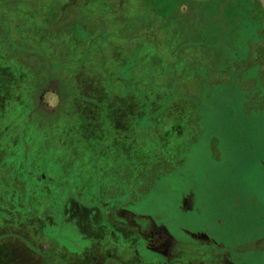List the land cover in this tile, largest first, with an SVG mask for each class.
Returning <instances> with one entry per match:
<instances>
[{"label": "rangeland", "instance_id": "374dc122", "mask_svg": "<svg viewBox=\"0 0 264 264\" xmlns=\"http://www.w3.org/2000/svg\"><path fill=\"white\" fill-rule=\"evenodd\" d=\"M109 1L75 0L67 9L69 0H0V57L17 52L20 62L27 51L31 59L24 65L53 78L38 92L24 89L14 115L9 105L0 108V132L11 127L19 133L30 121L73 143L48 148L50 158L41 163L44 151L35 143L27 159L34 168H26L24 155L11 154L0 136V264H63L59 254L74 264H96L112 254L127 264H161L147 250L146 255L133 251L135 229L115 216L124 209L170 210L175 219L168 220V229L182 224L238 242L247 261L264 264V24L261 31L260 23H244L241 42L234 45L232 78L221 73L225 59L217 50L225 37L204 12L198 19L194 8H179L192 0ZM158 4L162 14L155 11ZM187 10L193 13L189 19ZM85 25L91 26L87 32L78 27ZM72 37L101 50L100 72L104 62L114 72L104 82L110 98H103L100 87L90 93L105 104L101 108L85 106L87 96L78 93L69 73V64L86 58L80 50L70 48L63 63L52 57L53 47L64 50ZM32 66L29 72L35 73ZM172 70L176 79L169 77ZM172 89L180 96L179 107H158ZM186 98L191 105L183 111ZM93 110L103 115L98 127L66 131ZM55 153L67 161V172L54 161ZM104 173L115 192L101 202L97 194ZM64 185L67 192L55 199L57 187ZM183 193L190 200L181 210ZM112 208L117 212L110 215ZM192 225L197 227L189 229ZM26 242L38 253L53 251L51 259L32 263L28 253L21 261L18 249L27 251Z\"/></svg>", "mask_w": 264, "mask_h": 264}, {"label": "trees", "instance_id": "16d2710c", "mask_svg": "<svg viewBox=\"0 0 264 264\" xmlns=\"http://www.w3.org/2000/svg\"><path fill=\"white\" fill-rule=\"evenodd\" d=\"M95 1H98V0H95ZM74 2L75 0H69L70 5L68 3V5L66 6L67 9L69 8L72 9L73 7L72 5L74 4ZM184 5L190 6L191 9L194 8L193 12H196V17H198V19L200 16L199 13L204 12L205 17L208 19V22L214 24V27L217 33H220L221 35L225 37V46L220 49H217L219 52L218 54L222 58L225 59L224 66H223L224 69L223 71H221V73H224V74L226 73L227 77H232V78L236 77V76H233L235 74V71L232 68V66L236 62V56L233 55L235 54L234 45L236 43L241 42L239 39L241 38L240 30H242L243 26L245 25L244 24L245 22L246 23L251 22V24H252V21L254 23L256 22L260 23L261 31H262V25L264 24V10L262 8L260 1L259 0H192L188 2L184 1L183 4L179 6V8L183 7ZM155 11L156 12L160 11V13L162 14L160 4L156 5ZM192 15L193 13L189 14V11L187 10V13L184 16L189 19L190 17H192ZM70 19H72V17H70ZM101 25L103 26L105 25L104 21L101 22ZM199 26L202 27V24H200ZM78 27L84 29L85 32L91 29L90 25H85V28L81 26H78ZM258 32L260 33L259 30ZM29 42H30V39H29ZM86 43H90V41H87ZM70 48L73 50H77V51L80 50V55L82 57L84 56L86 57L85 60H83L82 62H78L76 65L69 64L68 70H69V73L73 76V78L77 82V86L79 88L78 93H80L82 97H83V93L87 96V100L84 99L85 106L89 105L91 107L101 108L105 104L100 101H96L95 94L90 96V93L93 92L97 87H100L103 90V93L101 94L103 95V98L104 99L110 98L108 94L110 90L108 87H106L104 82L109 81L112 77H114L115 76L114 72L112 71L111 68H107V65L105 62L100 72L98 68V63H97V57H98L99 51L101 53V50L85 47L84 42L82 41V38L72 37L71 41H69L67 44L64 43V50H60V48L53 47L54 51L52 53V57L55 58V60L58 57L59 60H62V63H63L66 60L68 54L70 55ZM50 51H51V48H50ZM23 54L28 58L30 57L31 59V55L27 51H25ZM12 55L13 56H11L10 58V56L6 52V55L3 54V56L0 57L1 59L0 60V108L2 109V107L5 108L6 105H9V107H11L9 112L14 111L15 103L20 104V102H18V97H20L21 92L24 89H27L33 92H36V91L38 92L42 88V86L52 78L51 76H49L47 72H44L45 70L35 72V69L32 65H29V64H27L28 66L24 65L23 61L27 60L28 58L22 57L21 61L17 62V60L15 61V59L18 56L17 52H14ZM86 61L91 64V67L89 66L87 67L86 64H84ZM31 66L35 73L31 71L29 72ZM51 66L53 67V72L56 74L57 69L55 65H51ZM172 68L173 67H171V69ZM182 73H183V68H182ZM83 75L85 76V78H83ZM169 77L170 78L173 77L174 79H176L177 75H175L172 70ZM70 80L71 82H73L72 77H70ZM64 81L66 82L67 80H64ZM122 86L126 88L125 94L127 96L130 95L129 88L126 86L125 81ZM163 96H164V101L162 100V102L158 105V107H163L165 105V107L167 108L171 107L174 110H176L177 107H179V105H177V103H180L178 101L180 99V96L178 97V92L173 93V89H172L171 92L166 93ZM145 98L147 99V101H149V103L152 102V99L150 96L148 97L145 96ZM86 103H89V104H86ZM188 103L189 101L186 98V100H184L183 102L184 109L185 108L186 109L183 111L188 110V107L191 105V103L190 104ZM62 104L65 105V102L63 101ZM11 113L14 115L13 112ZM15 114H18V112ZM47 116H49V114ZM49 117L50 119L48 120L51 121V119L53 118L52 114ZM100 117L101 115L96 113L94 110L90 112L86 111L85 113L82 114V117L77 119L78 122H77L76 128H70V129H67L66 131L71 132V129H81L82 125H85L84 129H87V128L91 129V128L98 127L99 125L97 123H99L98 121ZM85 118H88V119L86 120ZM101 118L103 119V115ZM53 133H54V130L47 129L45 127V124L40 125L39 123L37 127H35L34 123H30L29 121L23 124L19 133L16 132L15 134H13V132L11 131V127H6V128H3V130H1L0 136H2V143L5 144L2 146L6 148L8 147L12 148L10 149L11 154H23L26 168L27 167L34 168L27 159L29 156L28 152L30 151L31 147L34 146L35 143L40 145V148L37 149L38 152L41 153V151H44V156H43L44 158L42 157L43 159L38 160L39 163L50 158L49 156H47L51 154L49 153L50 151L48 150V148L53 147V149H57V144H59L60 142L62 143L61 145L63 146H67V147L70 146V144L68 145V142L70 141L66 139V142L67 141L68 142L65 143V141H62L63 140L62 138L56 139V133H55V136ZM67 133L68 132H66L65 134ZM70 143L71 145L73 144L72 142ZM55 156H57V159L54 158V161L57 163L61 162V170L63 168L65 172H67V168L69 169L67 161H61L62 159L58 157V153H55L53 157ZM20 166H23V164L21 163ZM40 170H43V169H40ZM105 170H106V166L104 165L102 168V171L105 172ZM105 174L107 173L102 174L105 180L103 181L102 186L97 194V196H99L98 198H100L97 200L101 202H102V199H104V197L109 198V196H112L113 193L115 192V189L113 188V183L111 186V181L107 180V177L105 176ZM61 177H63L64 179L66 178L65 182L68 185L67 177H64V175L62 174H61ZM41 180H46V177L41 178ZM65 188H66L65 185L57 187L59 193L57 194V197L55 196L56 197L55 199H58V200L61 199V194L66 190ZM47 195H49V193Z\"/></svg>", "mask_w": 264, "mask_h": 264}, {"label": "crops", "instance_id": "0c3cea01", "mask_svg": "<svg viewBox=\"0 0 264 264\" xmlns=\"http://www.w3.org/2000/svg\"><path fill=\"white\" fill-rule=\"evenodd\" d=\"M55 109L56 108L50 110V112L55 111ZM65 192L67 191L65 190ZM115 216L116 218L119 217L117 214ZM134 216V218H130L132 222H139L141 224L152 222L150 219L140 220V215ZM55 225L56 222L54 221L51 222V225L49 224V227ZM195 227L191 226L189 229ZM163 228H165L166 237L171 242L173 241V244L175 243L174 245H167L164 249H149L144 245L135 243V239H137L135 233L136 238L133 242L135 250L133 251L138 255H150L153 253L161 259V264H256L249 262L244 258L243 255L246 252L243 251L244 247L238 242H229L221 237L210 236L203 231L198 232L197 230L192 232L184 227H182L184 230H180L182 234H179L178 238H175L165 226ZM142 236V234L139 235V237ZM146 250L148 253L144 254ZM255 250H257V248H255ZM52 252L47 253V255L44 254V256L51 257ZM111 256V259H109L110 255L100 258L96 264H127L123 257L118 256L117 254H112ZM58 257L60 258V261H63L65 264H74L69 262L71 260H68L66 254H59Z\"/></svg>", "mask_w": 264, "mask_h": 264}, {"label": "flooded vegetation", "instance_id": "af4514ba", "mask_svg": "<svg viewBox=\"0 0 264 264\" xmlns=\"http://www.w3.org/2000/svg\"><path fill=\"white\" fill-rule=\"evenodd\" d=\"M179 197H180V204H181L180 209L183 207V203H185V207L187 209L188 208V201L190 200L189 194L185 195V193H183V194L179 195ZM92 212H95V211H92ZM109 212H110V215H112V213L117 212V210H116V208L115 209L112 208L111 210H109ZM158 212H160L159 216L153 215V214H157ZM184 212H187V211H184ZM184 212H183V214H184ZM186 214H187L186 216L190 217L188 212ZM134 215H140L139 216L140 220H149L150 219L152 222H147L145 224H141L139 222H132L130 220V218H134L135 217ZM117 216H120L121 220L124 221V222L119 221V223L123 224L124 227H128L129 229L130 228L135 229L134 232L137 235V239H135V243H137V244L144 245L145 247H147L149 249H164V248H166L167 245H174L175 244V243L173 244V241L171 242L166 237V235H165L166 231H165V228H163L164 226H166L167 222H171L168 220L175 219L174 215L171 214L170 210L159 209V210L152 211V213H148V212L131 213V212H127V209H124V210H121L119 212V215L117 214ZM171 217H173V218H171ZM96 220H94L93 223H95ZM194 220H196L195 217H194ZM158 225L161 227H159ZM166 228H167V226H166ZM182 229L184 230V228H182V224H178V228L176 230L172 231L170 228L168 230L175 238H178L179 234H182L180 231ZM141 234L143 236L139 237V235H141ZM25 245L27 247V251H25V250L22 251L23 249H18V251L23 253L19 257L21 259V261H23L24 257L25 258L27 257L26 254H28V253L30 254V256H32V258H31L32 263H36L37 258L45 257V256H43L44 254L47 255V253H38L35 249L30 247L27 242L25 243ZM24 252H27V253H24ZM47 258L51 259V257H47ZM111 258H112V256L110 255L109 259H111Z\"/></svg>", "mask_w": 264, "mask_h": 264}, {"label": "water", "instance_id": "95a60500", "mask_svg": "<svg viewBox=\"0 0 264 264\" xmlns=\"http://www.w3.org/2000/svg\"><path fill=\"white\" fill-rule=\"evenodd\" d=\"M259 1H260L261 5H262V8L264 10V0H259Z\"/></svg>", "mask_w": 264, "mask_h": 264}]
</instances>
